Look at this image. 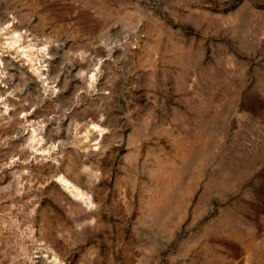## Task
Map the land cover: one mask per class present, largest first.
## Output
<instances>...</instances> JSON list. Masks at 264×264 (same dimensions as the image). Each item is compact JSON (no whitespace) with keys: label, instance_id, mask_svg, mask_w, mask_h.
<instances>
[{"label":"rangeland","instance_id":"rangeland-1","mask_svg":"<svg viewBox=\"0 0 264 264\" xmlns=\"http://www.w3.org/2000/svg\"><path fill=\"white\" fill-rule=\"evenodd\" d=\"M0 28V264H264V0H0Z\"/></svg>","mask_w":264,"mask_h":264},{"label":"bare ground","instance_id":"bare-ground-1","mask_svg":"<svg viewBox=\"0 0 264 264\" xmlns=\"http://www.w3.org/2000/svg\"><path fill=\"white\" fill-rule=\"evenodd\" d=\"M9 26V25H8ZM1 29V28H0ZM22 38H23V35L21 34V33H17V32H15V31H10V39L11 40H9V44H11V46L12 45H14V44H19V42L22 40ZM36 46V45H35ZM33 48L34 47V45H32V44H30V45H28V46H24V47H22V50H25V48ZM35 49H36V47H34ZM37 50H45V48H37ZM30 60H31V58H30ZM39 65H41V64H39ZM43 65V64H42ZM44 66V65H43ZM46 66V65H45ZM97 68H95L94 69V71L96 70ZM44 70H46L45 68H42V70L41 71H44ZM94 75H95V73H92L91 75H90V78H91V80L93 79V77H94ZM50 82H48V81H46L45 82V84H49ZM30 139L33 141V140H35L36 139V132L35 131H33L32 132V135L30 136ZM58 180L61 182V184L65 187V188H67V189H69L72 193H73V195L75 196V197H81L82 198V196H83V194L77 189V188H75L67 179H65L64 177H59L58 178Z\"/></svg>","mask_w":264,"mask_h":264}]
</instances>
